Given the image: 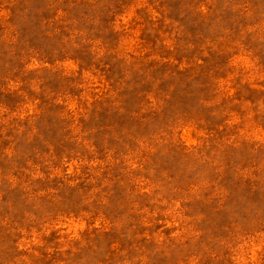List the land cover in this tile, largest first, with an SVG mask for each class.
Here are the masks:
<instances>
[{"label":"rangeland","instance_id":"374dc122","mask_svg":"<svg viewBox=\"0 0 264 264\" xmlns=\"http://www.w3.org/2000/svg\"><path fill=\"white\" fill-rule=\"evenodd\" d=\"M0 264H264V0H0Z\"/></svg>","mask_w":264,"mask_h":264}]
</instances>
